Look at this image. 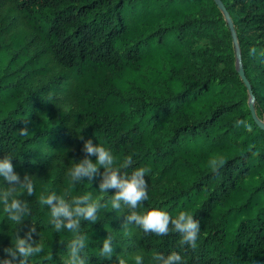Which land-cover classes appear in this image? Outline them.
I'll return each instance as SVG.
<instances>
[{"label": "trees", "instance_id": "1", "mask_svg": "<svg viewBox=\"0 0 264 264\" xmlns=\"http://www.w3.org/2000/svg\"><path fill=\"white\" fill-rule=\"evenodd\" d=\"M219 1L237 47L214 0H0V156L14 155V171L35 185L19 225L0 209V257L35 227L45 251L28 264H67L72 233L55 232L39 202L54 191L102 197L98 220L81 221L90 264H135L136 254L152 264L154 252L172 251L184 264H264V130L249 109L264 124V0ZM87 139L122 172L148 169L138 212L191 211L198 248L174 230L124 223L115 189L99 190L102 167L73 186L68 170L88 155ZM213 163L226 167L217 175ZM107 236L109 259L99 255Z\"/></svg>", "mask_w": 264, "mask_h": 264}, {"label": "clouds", "instance_id": "2", "mask_svg": "<svg viewBox=\"0 0 264 264\" xmlns=\"http://www.w3.org/2000/svg\"><path fill=\"white\" fill-rule=\"evenodd\" d=\"M20 134H26V129H22ZM83 151L88 155L73 162L68 170V176L73 186L83 181L85 177L91 179L97 173L98 168L102 167L105 173L99 183V190L107 193L108 189H115L110 199L111 208L118 210L123 205L129 209V214L124 217V223L135 224L145 233H155L157 236H165L174 230L181 234L185 244L193 250L198 248L201 240V227L191 211L181 210L175 218H172L168 211L159 207H152L143 213L137 211L141 202L148 199L145 180L148 169L146 167L135 168L130 173L122 172L116 165L112 152L103 145L93 143L91 139L84 140ZM91 156L95 157L94 161L89 158ZM13 157L12 154L0 156V181H7L6 187H2L4 185L0 183V209L7 220L16 226L30 214L27 200L21 197L31 196L35 185L31 175L25 174L21 178L14 171ZM126 163L131 164V157H128ZM225 167L226 165L222 164H212V170L217 172V175ZM39 202L41 205H47L50 211L48 223L55 232L66 229L72 233V238L67 245V264H90L86 254L88 236L81 231V221L95 223L98 220L101 208L105 207L102 197L94 198L91 193H84L66 198V195H58L56 192L50 191L47 195L42 194ZM36 231L35 227H30L23 236L14 235L11 245L3 249L6 255L0 257V264H28L30 259L44 253V244L33 239L32 234ZM113 252L112 237L107 236L101 241L99 255L109 259ZM42 259L48 261L51 256L46 254ZM134 261L135 264H143L144 256L136 254ZM151 261L152 264H184L183 257L176 251L167 255L154 252ZM119 264H128V262L121 258Z\"/></svg>", "mask_w": 264, "mask_h": 264}, {"label": "water", "instance_id": "3", "mask_svg": "<svg viewBox=\"0 0 264 264\" xmlns=\"http://www.w3.org/2000/svg\"><path fill=\"white\" fill-rule=\"evenodd\" d=\"M214 1L217 4L218 9L223 13L225 21L227 22L228 27L230 29V32L232 34L233 42L237 47L236 36L234 33L233 25H232L230 18H229V15L219 0H214ZM238 76H239L240 80L243 82V84L245 85V87L247 88V91H248V93L251 97V100H252L253 96H252L250 85H249L248 81L246 80L245 75H244L241 68H239ZM249 109H250V112H251V115H252L254 121L258 124V126H260L264 130V124L260 120H258V118L256 117V113H255V110L253 108L252 102L249 104Z\"/></svg>", "mask_w": 264, "mask_h": 264}]
</instances>
